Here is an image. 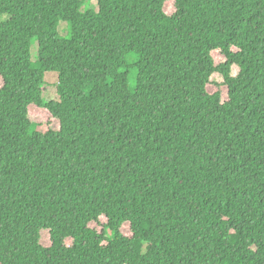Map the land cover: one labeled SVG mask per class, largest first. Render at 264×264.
Segmentation results:
<instances>
[{"label":"trees","instance_id":"trees-1","mask_svg":"<svg viewBox=\"0 0 264 264\" xmlns=\"http://www.w3.org/2000/svg\"><path fill=\"white\" fill-rule=\"evenodd\" d=\"M86 1L0 0V264H264V0Z\"/></svg>","mask_w":264,"mask_h":264},{"label":"rangeland","instance_id":"rangeland-1","mask_svg":"<svg viewBox=\"0 0 264 264\" xmlns=\"http://www.w3.org/2000/svg\"><path fill=\"white\" fill-rule=\"evenodd\" d=\"M96 7H97V4H96L95 0H88L81 6L80 10L81 11H84L87 9L95 10ZM59 32L61 35H65L67 32L66 23L63 21L60 22ZM36 45H37V42H34L31 45L32 59H34L35 55H36ZM129 80H130V83H132V81H133V73L132 72H130V74H129ZM56 86H57V73L56 72H45L44 77H43V83L40 85V88L43 92L42 98H43L44 102L55 101L58 99ZM42 243L45 245H48L49 244L48 237L43 235Z\"/></svg>","mask_w":264,"mask_h":264}]
</instances>
